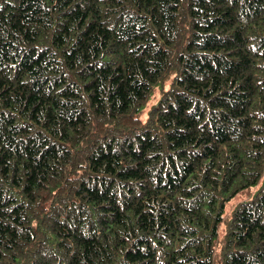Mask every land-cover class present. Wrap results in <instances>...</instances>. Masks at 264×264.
Returning a JSON list of instances; mask_svg holds the SVG:
<instances>
[{
    "label": "trees",
    "instance_id": "1",
    "mask_svg": "<svg viewBox=\"0 0 264 264\" xmlns=\"http://www.w3.org/2000/svg\"><path fill=\"white\" fill-rule=\"evenodd\" d=\"M0 264H264V0H0Z\"/></svg>",
    "mask_w": 264,
    "mask_h": 264
},
{
    "label": "rangeland",
    "instance_id": "2",
    "mask_svg": "<svg viewBox=\"0 0 264 264\" xmlns=\"http://www.w3.org/2000/svg\"><path fill=\"white\" fill-rule=\"evenodd\" d=\"M147 108V107H146ZM145 108V109H146ZM144 117V116H143ZM253 190H255V188L253 189ZM238 200H241V198H238L236 201H234V203L233 204H235Z\"/></svg>",
    "mask_w": 264,
    "mask_h": 264
}]
</instances>
